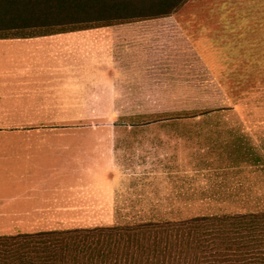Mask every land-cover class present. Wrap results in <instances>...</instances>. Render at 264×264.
Here are the masks:
<instances>
[{
  "label": "rangeland",
  "instance_id": "obj_1",
  "mask_svg": "<svg viewBox=\"0 0 264 264\" xmlns=\"http://www.w3.org/2000/svg\"><path fill=\"white\" fill-rule=\"evenodd\" d=\"M173 19L171 25L152 23L148 28L160 31L147 41L157 40L164 49L181 39L194 44L201 58L186 50L192 65L186 66L180 89L171 87L152 104L139 97L132 107L117 106L97 86L92 63L113 58V50L97 49V31L77 41L55 37L72 32L38 41L21 38L26 50L37 53L26 56L27 78L37 84L27 87L30 96L16 107L19 113L11 105L15 126L8 131L10 137L52 143L29 145L53 150L26 156L52 164L36 189L58 193L57 206L11 226L10 234L177 216L170 208L264 205V198L254 195L225 197L236 190L264 194V0H190ZM166 26L179 35L166 36ZM107 36L111 46L113 34ZM204 111L219 112L142 124L161 114ZM253 151L263 160L250 157Z\"/></svg>",
  "mask_w": 264,
  "mask_h": 264
},
{
  "label": "trees",
  "instance_id": "obj_2",
  "mask_svg": "<svg viewBox=\"0 0 264 264\" xmlns=\"http://www.w3.org/2000/svg\"><path fill=\"white\" fill-rule=\"evenodd\" d=\"M189 1L0 0V39L168 18ZM218 112L161 114L142 124L208 118ZM249 155L263 160L255 151ZM253 195L264 198L240 190L225 197ZM171 210L177 216L0 235V264H264V205Z\"/></svg>",
  "mask_w": 264,
  "mask_h": 264
},
{
  "label": "crops",
  "instance_id": "obj_3",
  "mask_svg": "<svg viewBox=\"0 0 264 264\" xmlns=\"http://www.w3.org/2000/svg\"><path fill=\"white\" fill-rule=\"evenodd\" d=\"M180 11L168 18L94 28L67 35L58 34L55 37H68L69 40L74 41L79 38L87 40L86 33L97 31L95 33L98 35L93 39H97L95 41L97 49L101 48L105 54L108 49L113 50L110 55L113 58L105 57L106 61L99 59L97 66L92 63L98 70L96 72L99 77L97 85L99 90L102 88L109 97H114L117 106H138L133 104H138L139 97L145 99L143 104H152L155 99L162 101L168 94L166 91L172 89L171 87L180 89L179 81L185 79L186 66L192 65L191 62H187L185 51L190 49L189 53L198 52L194 44H188L181 39L165 44V50L161 49L162 45L156 42L157 40L147 41L148 36L160 31L157 27L148 28L153 25L152 23L171 25L174 21L173 17ZM170 30L169 27L166 36L179 35L170 34L169 32L173 31ZM107 32L113 34L112 47L107 44L110 43ZM47 37H34L31 40H46ZM49 37L54 38V36ZM20 41L21 39H0V235L10 234L11 226L25 224L27 218L45 216V213L57 206L55 205L58 193L56 190L40 192L41 190L36 189V184L40 183L36 180L47 177L52 164L27 159L26 156L53 150L47 147H28L29 145L52 143H44L48 140L43 138L10 137L8 131L15 126L11 125V105L15 107L14 111L19 113L16 107L25 106L26 97L30 96L27 94V87L32 86L35 89L37 84L35 78L30 80L26 74V56L35 57L37 53L34 50L32 52L26 50ZM198 55L201 58L199 52ZM11 64L14 66L16 64L17 69ZM41 168L46 171L42 173ZM64 193L67 191L62 193L66 196Z\"/></svg>",
  "mask_w": 264,
  "mask_h": 264
}]
</instances>
